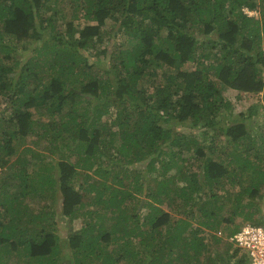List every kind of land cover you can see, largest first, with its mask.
Listing matches in <instances>:
<instances>
[{"label":"trees","instance_id":"obj_1","mask_svg":"<svg viewBox=\"0 0 264 264\" xmlns=\"http://www.w3.org/2000/svg\"><path fill=\"white\" fill-rule=\"evenodd\" d=\"M259 93L264 0H0V166L31 133L56 154L0 173V264H247L224 237L261 222L264 132L231 100ZM46 191L64 235L21 205Z\"/></svg>","mask_w":264,"mask_h":264},{"label":"rangeland","instance_id":"obj_2","mask_svg":"<svg viewBox=\"0 0 264 264\" xmlns=\"http://www.w3.org/2000/svg\"><path fill=\"white\" fill-rule=\"evenodd\" d=\"M62 5H64V2H61ZM45 9L46 11H49L50 6L48 4H45ZM244 12H246L248 15H254L256 13V11L254 10H248L247 8H243ZM108 28L113 26V23L110 21ZM116 27V26H114ZM107 28V29H108ZM115 41L116 40H120V38L115 37L114 38ZM27 52L25 51H19L18 56L22 59H24L27 56ZM94 55H96V52L93 51L92 52V56L95 57ZM235 92H228L225 91L224 95L226 96V98L228 99L229 95H234ZM8 99L5 96L0 95V116L3 117V120H7V122H10L9 120L12 117V114H10V112L8 113L6 110V107L8 105ZM231 109H232V113L233 115L231 116V119L235 120V119H243L244 123L248 126L249 130L252 131L253 134H262L264 132V95L263 93H259V94H254L251 97H241L240 99H235L233 98L231 100ZM47 114V113H46ZM48 115V114H47ZM40 118L42 119V121H46V119L48 118L45 113L44 114H39ZM167 125V124H166ZM173 130H180L183 132H188L191 131V129H189L186 126H182V125H178V124H170L169 125ZM193 132H199L198 130H194ZM210 133L212 134V136L215 138V140L217 141L218 139H221L223 136L220 134V130L219 129H215L214 131H210ZM218 142V141H217ZM13 145L16 148V152L15 154L7 161L6 165H2L0 166V173L9 172V169H7L12 165H22V160H24L25 154H26V147H30V149L32 150L35 149L36 151H39L40 153H44V154H48L50 159H54L56 157V154H52L49 152V150L47 148H49V146L44 142L39 140L36 136H32V133L30 135H27L25 137H21L18 138V140L13 141ZM220 146V145H219ZM67 148L64 149V151ZM219 152L216 153L214 155V157L218 156ZM33 154H29L28 158L30 157V159L27 160V163L30 162V160L32 159ZM19 158V162L16 161V159ZM26 166L29 169H32V167H36L37 165H31V164H26ZM18 167V166H17ZM92 173V172H90ZM93 177H98L95 174H91ZM109 182H112L111 179ZM47 197H34L32 198L31 195H29L28 197H26V199L21 201V205L25 207V212L27 213V216L32 218V213L37 214L39 212H44L43 215L44 216H48V211H44V207L50 206L52 207V210L55 212L56 214V219L58 220L59 224L61 225L59 228V230H61V234L64 235L65 234V222L62 221V217L60 215L61 213V196L59 195V193H55L54 197L55 198H51V192L46 191L44 192ZM45 196V195H44ZM146 200L142 199L139 203V207H141V205L145 202ZM163 208H165V210L167 209V207H165V205L163 206ZM65 220V219H63ZM239 222V225L242 226L244 224H246L247 222H245L244 224H242L243 222L240 221H236V223ZM20 228H25L27 227L28 229L32 228V225L27 224L26 222V216L24 218V220L22 222H20ZM107 224V223H106ZM74 229L79 228L80 226V221H75L74 224L72 225ZM26 235L28 233H25ZM60 257L62 258V260H58V264H71V260L69 259V256L67 253H60ZM25 261V259H22V257H18L15 253H12L10 255V260L9 263L10 264H23V262ZM30 261V260H29ZM29 263V262H28ZM122 263V262H121Z\"/></svg>","mask_w":264,"mask_h":264},{"label":"built area","instance_id":"obj_3","mask_svg":"<svg viewBox=\"0 0 264 264\" xmlns=\"http://www.w3.org/2000/svg\"><path fill=\"white\" fill-rule=\"evenodd\" d=\"M224 239L233 249L240 251L247 264H264V198L261 201V222L246 223L234 233L225 235Z\"/></svg>","mask_w":264,"mask_h":264}]
</instances>
